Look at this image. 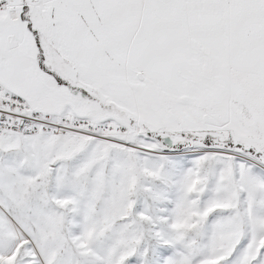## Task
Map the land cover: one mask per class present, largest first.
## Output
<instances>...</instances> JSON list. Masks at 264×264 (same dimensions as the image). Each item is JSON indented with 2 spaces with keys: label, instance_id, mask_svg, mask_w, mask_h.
I'll list each match as a JSON object with an SVG mask.
<instances>
[{
  "label": "snow or ice",
  "instance_id": "obj_1",
  "mask_svg": "<svg viewBox=\"0 0 264 264\" xmlns=\"http://www.w3.org/2000/svg\"><path fill=\"white\" fill-rule=\"evenodd\" d=\"M0 264H264V0H0Z\"/></svg>",
  "mask_w": 264,
  "mask_h": 264
}]
</instances>
